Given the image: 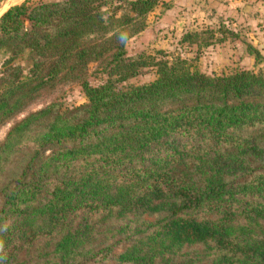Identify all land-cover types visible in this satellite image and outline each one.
<instances>
[{
  "label": "trees",
  "instance_id": "obj_1",
  "mask_svg": "<svg viewBox=\"0 0 264 264\" xmlns=\"http://www.w3.org/2000/svg\"><path fill=\"white\" fill-rule=\"evenodd\" d=\"M156 4L22 0L0 15V264H264V74L128 56ZM90 63L106 81L88 83ZM143 66L153 79L116 85ZM69 82L84 102L16 118Z\"/></svg>",
  "mask_w": 264,
  "mask_h": 264
},
{
  "label": "rangeland",
  "instance_id": "obj_2",
  "mask_svg": "<svg viewBox=\"0 0 264 264\" xmlns=\"http://www.w3.org/2000/svg\"><path fill=\"white\" fill-rule=\"evenodd\" d=\"M21 1L7 0L1 10ZM44 1L54 0H31ZM124 49L128 56H141L148 62L180 58L191 69L208 75L241 69L264 74V0H157L145 16L144 27L125 41ZM4 57L0 54V71ZM13 63L26 72L31 60L23 52ZM98 67L88 65L90 85L107 80ZM154 77L155 67L143 66L136 76L116 85L141 84ZM84 101L78 84L65 83L54 91L41 92L16 118L45 103L57 102L64 109ZM11 122L0 125V140Z\"/></svg>",
  "mask_w": 264,
  "mask_h": 264
},
{
  "label": "water",
  "instance_id": "obj_3",
  "mask_svg": "<svg viewBox=\"0 0 264 264\" xmlns=\"http://www.w3.org/2000/svg\"><path fill=\"white\" fill-rule=\"evenodd\" d=\"M6 1H7V0H1V1H0V15H1V14H2V13L8 8V7H7V8H6L5 10H3V11L1 10L2 6L6 3Z\"/></svg>",
  "mask_w": 264,
  "mask_h": 264
}]
</instances>
